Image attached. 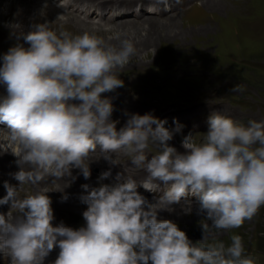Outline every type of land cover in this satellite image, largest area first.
Segmentation results:
<instances>
[{
    "label": "clouds",
    "instance_id": "obj_1",
    "mask_svg": "<svg viewBox=\"0 0 264 264\" xmlns=\"http://www.w3.org/2000/svg\"><path fill=\"white\" fill-rule=\"evenodd\" d=\"M68 3L58 0L57 6ZM159 3L168 7V0ZM21 37L28 47L17 43L0 58V83L7 92L0 97V124L17 146L13 154L20 168L12 175L18 185L45 177L74 181L72 169L87 180L91 161L103 158L115 166L116 154H122L146 172L139 182L143 189L157 192L163 186L164 192L149 201L135 179L119 173L113 183L100 182L110 177V167L100 173L98 186L81 185L85 224L73 229L63 222L53 225L46 192L21 198L17 186L5 181L0 204L9 211L0 214V256L9 264H43L58 247L54 264H255L238 234L230 235L227 245L208 241L212 229H238L264 206V120L244 125L211 114L202 139L185 135L179 152L169 144L181 131L175 120L169 130L151 113H133L117 130V121L110 119L114 107L102 94L123 87L117 69L136 55L132 39L120 32L107 40L89 32L57 33L44 23ZM98 145L99 156L90 159ZM189 195L208 222L201 224L199 246L173 221L158 216Z\"/></svg>",
    "mask_w": 264,
    "mask_h": 264
},
{
    "label": "rangeland",
    "instance_id": "obj_2",
    "mask_svg": "<svg viewBox=\"0 0 264 264\" xmlns=\"http://www.w3.org/2000/svg\"><path fill=\"white\" fill-rule=\"evenodd\" d=\"M18 1H0V9H2L0 10V58L10 47L17 43L24 44L17 35L30 31L22 24H15L14 29L8 25L9 21H15L19 15L22 23H28L27 13L30 14V7L24 9V14H20L18 9L19 14L15 13L11 19L1 15L6 6L22 7V4L18 3L24 2ZM50 1L38 0V3L42 6L49 3V10L52 8V12L60 14L54 6V4L58 5V0H53L51 4ZM86 1L95 7L97 5L95 1L107 2L105 12L103 10L100 13L104 12L105 15L114 11L111 8L115 5L111 8L109 6L116 2H132L131 5L141 6L149 2L148 4L153 6L149 8L150 14L144 11L143 6L141 9L144 15L138 14L140 7L137 13L132 10L122 12L124 13L122 18L117 16L121 14L115 13V17L110 16L111 23H106L105 20L100 23L84 21L68 14L75 20L81 21L74 23L71 34L89 32L107 40L109 36L120 32L132 39L136 47V55L130 62L123 68L117 69L123 87L102 94L111 99L114 111L110 119L117 121V129L123 127L128 116L133 113L141 115L151 113L165 120V127L169 130L175 129V120L181 126V131L174 133L169 144L177 151L183 152L181 142L184 136L191 133L193 141L199 142L208 129L211 114L219 113L244 125H247L249 120H264V0H192L185 6L186 8L168 14L163 12L159 14L161 3L158 0H112V3L108 2L109 0ZM154 5L158 8L157 12H152L156 10ZM51 16L43 13L40 19L48 22ZM59 16L66 17V15ZM32 25L34 26V23ZM110 43L119 46L118 41H110ZM24 47L28 45L24 44ZM0 86L6 88L3 83H0ZM234 88H243V91H234ZM3 96L5 94H0V97ZM6 146L12 152L17 150L16 145L5 142L0 137V147ZM152 151L154 153L155 149ZM121 155L116 154L119 164L112 167L127 168L124 162L127 156L120 157ZM98 162L90 167L97 175L87 180L81 174L80 178L75 176L74 181H71V178L60 180L55 177H45L37 184L23 185H18V181L11 175L17 172L15 166L0 168V193H6L3 188L5 181L17 186L21 198L36 192H46L45 195L52 202L51 207L55 209L53 225L63 222L66 226L76 229L84 226V219L71 223L67 221L66 214L58 209L68 208L82 215L87 205L79 200L83 192L79 184L98 186V177L105 171L99 168ZM68 180L70 183L65 187ZM100 182L114 181L105 179ZM62 189L63 193L59 191ZM137 191L140 192L139 189ZM63 194H67V199L62 201ZM141 194L153 202L161 198L151 194ZM158 216L173 221L186 233L192 243L200 245L201 224L208 222L198 213L196 198H186L179 205H173V210L170 212L161 210ZM232 234L242 237L246 253L254 259L255 264H264V206L252 220L245 221L238 229L227 232L212 229L208 242L222 240L227 245L231 242L229 237ZM0 264H9V260L0 261Z\"/></svg>",
    "mask_w": 264,
    "mask_h": 264
},
{
    "label": "bare ground",
    "instance_id": "obj_3",
    "mask_svg": "<svg viewBox=\"0 0 264 264\" xmlns=\"http://www.w3.org/2000/svg\"><path fill=\"white\" fill-rule=\"evenodd\" d=\"M0 1H2V0H0ZM10 1H13V0H10ZM18 1V0H17ZM24 3H18V4H22V7H20V8H18L19 7V5H18V7H14V5H11V6H6V8H5V11H2L1 12V15L2 16H4L5 18L6 17H9L10 19H11V17L15 14V13H18L17 12V10L19 11V12H21L20 14H22L23 12H24V9H26V7L29 9V7H30V9H29V12H30V14L29 13H27V17H28V19H29V21H28V23H22L21 21H20V19H21V17H19V16H21V15H19V16H17L16 17V19H15V21L13 20V21H9L8 22V25L9 26H11L13 29L16 27L15 26V24H22L23 25V27L25 28V29H28V30H31V27L33 26L32 25V23H34V25L35 24H38V23H44V24H46L47 25V27L49 28V29H51V30H54V31H56L57 33H59L60 31H67L68 33H72V26H74L75 24L74 23H76V22H78V23H81V21H78V19L77 20H75L74 19V17H72V16H68V14L70 13L71 15H75V14H73L72 12H71V10H69V8L67 9V7H68V5H67V7H65V9H62L61 7H59V6H56L55 4H54V6H55V9H58L57 11L60 13V14H57V13H55V12H52L51 10H52V8H51V10H49V3H48V5H47V7L45 8L44 6H42V5H40L39 3H38V0H22ZM86 1V0H85ZM19 2V1H18ZM51 2H53V0H51L50 1V4H51ZM88 2V1H87ZM96 3H97V7H95V5L93 6V5H91V7L94 9V10H99V14L97 15V16H102V15H105V10H104V8H106V4L105 3H107V2H102V1H95ZM108 2H111L112 3V0H109ZM146 2V1H145ZM156 3L158 2V1H155ZM8 3V2H7ZM90 3V2H89ZM17 4V3H16ZM53 4V3H52ZM132 4V2H128V3H126V2H116L115 4H111L109 7L111 8V6H113V5H115V7H112L111 9L112 10H114V11H117L116 12V14L118 13V14H121L120 16L119 15H117L118 16V18L119 17H124V13H126V12H130V7L132 6L131 5ZM147 4V3H146ZM140 8H139V15H144V11L141 9L142 8V6L141 5H138ZM0 8H1V6H0ZM4 8V7H3ZM155 8V7H154ZM27 9V10H28ZM46 9H47V11H46ZM160 9V8H159ZM158 9V12H159V14H160V12H163V13H166L165 11H163L162 9L161 10H159ZM0 10H2V9H0ZM26 10V11H27ZM104 10V12L102 13V14H100L102 11ZM108 11L110 10V9H107ZM106 10V11H107ZM122 12H124V13H122ZM153 12H155V11H153ZM157 12V11H156ZM43 13H48V15H52L51 16V19L48 21V22H45L44 20H42V18L40 19V15L41 14H43ZM19 14V13H18ZM24 14V13H23ZM115 14V15H116ZM59 15H66V17H61V16H59ZM115 15H114V17H115ZM76 16V15H75ZM128 16V14L126 15V17ZM24 17V16H23ZM50 17V16H49ZM76 17H78V16H76ZM153 17V16H152ZM4 18V19H5ZM20 18V19H19ZM80 18V17H79ZM156 18V17H155ZM134 19V18H133ZM38 20H40V21H38ZM80 20V19H79ZM83 23V22H82ZM76 26H78V25H76ZM79 26H81V25H79ZM80 28V27H79ZM78 30V29H77ZM75 31V30H74ZM79 31V30H78ZM18 36L19 35H17V38H18ZM19 40L20 41H22L23 43H24V41H23V39H22V37L21 38H19ZM6 43V42H5ZM13 46V45H12ZM0 94H7V92H6V88H4V87H1L0 86ZM5 126L3 125V127H0V137H2V139L5 141V142H10V141H8V139H7V136H8V130L6 129V128H4ZM2 128H4V129H2ZM97 155V154H96ZM95 154H91V156H90V159H95L96 157H98V156H96ZM17 157L13 154V152H12V150L8 147V146H6V147H0V168L2 169V168H5V167H8V166H11V167H13V166H15L16 168H17V171H18V169L20 168V166L18 165V163H17ZM97 161H99L98 162V165H101V164H105V162L106 161H103V159L101 160V158L100 159H98V160H93V161H91L90 162V164H89V167H91V165H93V164H95V163H97ZM12 162H15V163H12ZM124 165V164H123ZM94 166V165H93ZM21 167L24 169V170H28L29 169V166L27 165V164H21ZM10 168V167H9ZM6 169V168H5ZM14 170H16V169H14ZM6 173V172H5ZM8 173V172H7ZM8 174H10V173H8ZM12 175V174H11ZM72 175H74V176H77L78 178H80L81 177V173H80V171L78 170V169H72ZM56 179V178H55ZM65 179V178H64ZM58 180V179H57ZM61 180V179H60ZM67 180V179H66ZM5 181V180H4ZM59 181V180H58ZM63 184H64V182H62ZM66 183H68V182H66ZM1 184V183H0ZM4 184V183H3ZM91 184H93V183H91ZM59 185V184H58ZM4 188V187H3ZM63 188V187H62ZM3 190V189H2ZM4 190H5V188H4ZM3 190V191H4ZM192 204H190V206H191ZM0 261H7V258L6 257H3V256H0Z\"/></svg>",
    "mask_w": 264,
    "mask_h": 264
}]
</instances>
